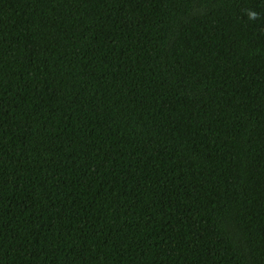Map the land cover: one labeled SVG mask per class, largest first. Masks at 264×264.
Segmentation results:
<instances>
[{
  "label": "trees",
  "instance_id": "obj_1",
  "mask_svg": "<svg viewBox=\"0 0 264 264\" xmlns=\"http://www.w3.org/2000/svg\"><path fill=\"white\" fill-rule=\"evenodd\" d=\"M0 264H264V0H0Z\"/></svg>",
  "mask_w": 264,
  "mask_h": 264
}]
</instances>
